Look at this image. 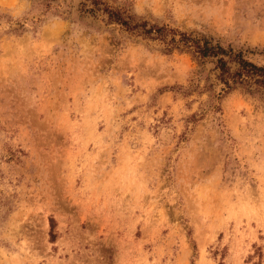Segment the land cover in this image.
<instances>
[{"label": "rangeland", "instance_id": "374dc122", "mask_svg": "<svg viewBox=\"0 0 264 264\" xmlns=\"http://www.w3.org/2000/svg\"><path fill=\"white\" fill-rule=\"evenodd\" d=\"M85 2L0 0V264H264V89L166 52L264 67V0Z\"/></svg>", "mask_w": 264, "mask_h": 264}, {"label": "trees", "instance_id": "16d2710c", "mask_svg": "<svg viewBox=\"0 0 264 264\" xmlns=\"http://www.w3.org/2000/svg\"><path fill=\"white\" fill-rule=\"evenodd\" d=\"M88 4L91 9L87 8ZM101 5L100 0H86L84 3L87 12L103 11L110 22L120 24L127 31L134 32L138 36L155 35L164 43L167 41L169 31L166 27L149 26L146 22L137 23L133 18L124 16L122 12L110 9L108 6L102 8ZM170 32L173 36L166 45V52L173 50L186 52L199 66L207 63L213 65L212 71L215 72L217 81L223 85V96L236 90L253 95L264 89V67L249 61L242 51H237L231 46H223L210 37L199 38L178 31Z\"/></svg>", "mask_w": 264, "mask_h": 264}]
</instances>
